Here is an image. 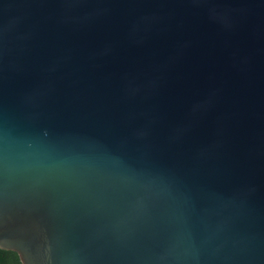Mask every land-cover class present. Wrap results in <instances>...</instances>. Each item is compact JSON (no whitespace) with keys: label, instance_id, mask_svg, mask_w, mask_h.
<instances>
[{"label":"water","instance_id":"1","mask_svg":"<svg viewBox=\"0 0 264 264\" xmlns=\"http://www.w3.org/2000/svg\"><path fill=\"white\" fill-rule=\"evenodd\" d=\"M0 247L264 264V0H0Z\"/></svg>","mask_w":264,"mask_h":264},{"label":"trees","instance_id":"2","mask_svg":"<svg viewBox=\"0 0 264 264\" xmlns=\"http://www.w3.org/2000/svg\"><path fill=\"white\" fill-rule=\"evenodd\" d=\"M0 264H22L16 251L0 247Z\"/></svg>","mask_w":264,"mask_h":264}]
</instances>
